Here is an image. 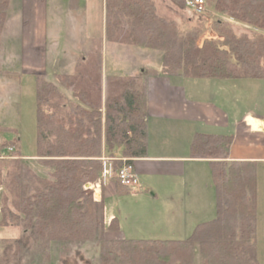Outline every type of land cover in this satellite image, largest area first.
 I'll use <instances>...</instances> for the list:
<instances>
[{
	"label": "trees",
	"instance_id": "obj_1",
	"mask_svg": "<svg viewBox=\"0 0 264 264\" xmlns=\"http://www.w3.org/2000/svg\"><path fill=\"white\" fill-rule=\"evenodd\" d=\"M9 4L10 0H0V39ZM211 5L216 13L264 31V0H206L207 8ZM106 25L109 39L123 33L122 42L161 52L164 75L264 80V34H238L217 24L215 39L202 41L199 30L183 35L174 22L160 18L152 0H106ZM97 66L100 71V60ZM79 77L58 78L78 100L67 116L48 110L60 90L38 77L36 157L54 167L51 179H40L37 185L26 181L20 140L0 144V228L21 229L24 238L0 239V264H16L29 253L30 243L39 250L40 242L50 247L67 241H96L101 264H195L197 252L200 264H260L257 163L225 159L232 135L197 134L191 144L193 156L212 159L214 220L199 224L185 241L107 240L106 232L119 231L120 224L113 220L106 225L103 203L94 201L87 191L89 202L85 187L101 179L104 152L115 170L124 166L122 159L134 166L135 160L146 157V89L136 78H110L108 82L115 83L119 92L108 96L103 105L100 73ZM1 130L18 134L15 129ZM117 149H121L119 157ZM6 150H12L9 163L1 157ZM115 181L119 194L128 189Z\"/></svg>",
	"mask_w": 264,
	"mask_h": 264
},
{
	"label": "crops",
	"instance_id": "obj_2",
	"mask_svg": "<svg viewBox=\"0 0 264 264\" xmlns=\"http://www.w3.org/2000/svg\"><path fill=\"white\" fill-rule=\"evenodd\" d=\"M154 2L158 14L174 22L181 33L201 29L202 41L215 39L217 24L229 25L238 34H264L219 13L210 14L208 8L204 15H195L183 1L176 6ZM208 14L213 19L209 37L204 19ZM112 37L107 36L106 0H10L0 39V116L21 123L29 115L31 123V116L32 121L36 116L38 77L49 82L59 76L76 77L90 61L100 60L103 90L110 78L139 79L147 97V153L135 160L134 168L143 191L123 189L119 194L115 180L89 187L103 203L106 225L113 220L120 224L119 231L106 232L108 240L185 241L199 224L216 216L212 159L191 154L193 139L197 134L232 135L227 161L264 165V80L164 75L162 55ZM3 128L17 129L15 137L25 158L20 128L4 122ZM51 169L42 172L49 175L42 179H51ZM15 231L0 228V239H19L11 236Z\"/></svg>",
	"mask_w": 264,
	"mask_h": 264
},
{
	"label": "rangeland",
	"instance_id": "obj_3",
	"mask_svg": "<svg viewBox=\"0 0 264 264\" xmlns=\"http://www.w3.org/2000/svg\"><path fill=\"white\" fill-rule=\"evenodd\" d=\"M152 1L155 4L154 0H152ZM160 1L163 3H166L167 5H171V6H174V5L176 6L177 2H179V0H160ZM205 4H206V1H205ZM155 6H156V4H155ZM213 7H214V5L209 6V8H208L209 12L206 10L205 13L208 12L211 14V12H215V9ZM206 9H207V6H206ZM156 12L160 18L168 21V18L163 17V16L158 14L157 8H156ZM165 13L166 12H164V14ZM165 15H167V14H165ZM195 15H197V14H195ZM204 19L206 20V23H207L206 29H205V31H206L205 36L209 37L211 30H212V26H213V19L211 18V16L209 14L205 15ZM223 26H225V28L230 27L232 29V27L229 25H223ZM177 30L180 34H183L180 32L178 27H177ZM197 30H199L201 33V29H197ZM215 30H216V28H214V32H215ZM123 31H127L126 28L123 29ZM189 33H191V32H189ZM214 34H215V36L217 35L216 33H214ZM122 35H123V33L122 34L119 33V34H116L114 36L112 34V36H113L112 38H116L117 40H120V38H122L121 37ZM76 47L77 46L75 44L72 45L73 49ZM134 49H140V48L135 46ZM143 51H145V50H143ZM153 53H155V55H160V56L162 55V53L159 51H153ZM98 62H99V59L94 60L92 62L90 61V62H88L89 64L85 65V68H81V73L79 75L80 77L78 78V80L79 79L83 80L85 78H90V77L92 78V76L97 77L98 74L100 73L99 69L97 68ZM154 65H155V63H154ZM100 77H101V75H100ZM50 81H52L53 84H55L59 88V90L62 92V94L54 95L51 98V102L48 106V110L52 113H55L56 115H59V116H67L70 112L71 107L74 105V102L72 101V99L69 98L70 95L73 97V95L71 94L72 92L70 89L62 87L59 80L51 79ZM115 92H116V94L119 92L117 87L115 86V83L110 84V82H108L107 89H105V90L102 89V100H103V102L104 103L106 102V99L108 98V96L115 95ZM104 110L105 109H103V111ZM1 115L2 116H0V121L1 120L2 121L0 122V125H2L4 122L7 124V126L10 125V126H15V128L16 127L20 128V134H21L20 138L22 141L21 143H22V147H23V154L25 156V158H23V163H24L23 164L24 165L23 166V168H24L23 174L26 178V181L28 180L33 185H35V184L37 185V182L40 179L43 180L42 178H45V177L48 178L49 177V175H46L45 173H42V172L46 171L48 173L47 168L51 167L52 168L51 170H53L54 167L45 164V162L43 160L36 157V116H34L33 121H32L33 117L31 116V123H30L29 115H28L27 119H23L24 121L20 123L16 120H13L12 118L4 115V114H1ZM18 120H19V118H18ZM15 122H16V124H15ZM15 130H17V129H15ZM15 135L16 134H12L10 132H3L2 130H0V144L4 140L10 141V140L16 138ZM10 153H11L10 150L2 151L1 157H3L5 159L4 160L5 162L9 163L11 161L10 157H9ZM34 154H35V156H34ZM120 155H121V149H117L116 150V156L119 157ZM30 157H32V158L35 157L34 159H32V161H30L31 164H29L30 163L29 162ZM104 157H106V159H107V157H109V155L104 152ZM32 163L34 165H32ZM257 170H258L257 247H258V257H259L260 264H264V165L257 164ZM88 185L95 186L96 183L95 184H88ZM87 191H90L91 194H93L92 195L93 200L98 202L96 200V196L94 195V188L89 187L88 189H86V187H85L84 194H85V197L90 202L91 201L90 197L86 196ZM0 208H1V201H0ZM15 229H16V231L13 232L11 234V236L12 237H19V239L22 238L24 240L23 230L18 229V228H15ZM1 237H3V235ZM25 239H26V237H25ZM42 243L41 242L39 243V245H40L39 250L36 249L37 248L36 245L34 247L35 243L34 244L30 243L29 244V253H27L26 255H21L20 258L17 260L16 264H101L100 257H99L98 244L96 241L53 242L50 245V247H47ZM197 254L200 257V254L198 252L196 253V255ZM199 261L201 263V258H200V260H198L197 263H196V258H195V264H199Z\"/></svg>",
	"mask_w": 264,
	"mask_h": 264
},
{
	"label": "built area",
	"instance_id": "obj_4",
	"mask_svg": "<svg viewBox=\"0 0 264 264\" xmlns=\"http://www.w3.org/2000/svg\"><path fill=\"white\" fill-rule=\"evenodd\" d=\"M185 5L197 15H203L207 10L205 0H185ZM122 161L124 162V166L118 170H115L111 160L106 158L103 159L104 168L99 182L118 180L123 187L130 189L132 192H142L143 187L134 166L127 165L126 159H122Z\"/></svg>",
	"mask_w": 264,
	"mask_h": 264
},
{
	"label": "water",
	"instance_id": "obj_5",
	"mask_svg": "<svg viewBox=\"0 0 264 264\" xmlns=\"http://www.w3.org/2000/svg\"><path fill=\"white\" fill-rule=\"evenodd\" d=\"M87 186H89V185H87Z\"/></svg>",
	"mask_w": 264,
	"mask_h": 264
}]
</instances>
